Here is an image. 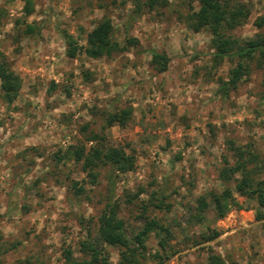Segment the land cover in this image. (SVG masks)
Wrapping results in <instances>:
<instances>
[{
	"label": "rangeland",
	"instance_id": "374dc122",
	"mask_svg": "<svg viewBox=\"0 0 264 264\" xmlns=\"http://www.w3.org/2000/svg\"><path fill=\"white\" fill-rule=\"evenodd\" d=\"M224 2L249 9L230 36L264 33L254 23L264 19V0ZM197 8V0H165L136 13L129 0H0V51L20 78L13 101L0 97V264H64L66 249L79 257V241L96 231L107 202L118 205L127 231L150 218L170 230L159 263L157 238L147 234V264H208L209 252L225 264H264V218L218 176L232 162L229 142L264 164L262 72L250 64L223 95L218 85L233 62L214 61L211 35L188 26ZM103 16L113 39L135 42L108 57H67L61 34L84 45ZM24 23L40 24L38 35H22ZM152 51L167 58L164 71L151 63ZM123 107L132 111L126 124L104 127L106 114ZM91 132L130 154L132 169L99 166L91 184L79 163L57 159ZM224 187L241 208L218 218L209 203L196 219V198ZM104 247L109 264H119L118 248Z\"/></svg>",
	"mask_w": 264,
	"mask_h": 264
},
{
	"label": "trees",
	"instance_id": "16d2710c",
	"mask_svg": "<svg viewBox=\"0 0 264 264\" xmlns=\"http://www.w3.org/2000/svg\"><path fill=\"white\" fill-rule=\"evenodd\" d=\"M132 12L136 13L142 7L150 10L156 5H161L165 0H129ZM198 8L188 14L187 24L194 30H205L210 35V44L214 61L223 58L233 62L229 68L227 79L220 81L218 89L226 95L230 89L236 87L238 81L246 78L250 71V64L262 72V85L264 87V33H256L253 37L238 40L228 34V31L238 25L244 19L249 9L242 3L229 7L224 0H197ZM25 14L30 13V5L26 2ZM257 27L263 26L264 19L257 18L254 21ZM40 24L24 23L21 34L24 36L38 35ZM112 23L110 18L103 16L86 33L84 45H78L75 39L66 33L61 34L64 40L66 56L75 57L83 54L90 58L110 56L120 52L126 46L135 42L133 38H126L119 43L112 37ZM151 63L157 71H164L167 58L155 51L151 52ZM20 88V78L9 66L5 55L0 51V97L7 103L14 100ZM130 107H123L105 116V126H124L131 118ZM86 143L89 145L86 147ZM232 162L225 161L227 165L219 169L218 176L223 182H233V190L247 200L254 201L257 210L255 217L264 218V164L250 149L229 142ZM57 154V159H71L79 163L80 170L85 173L89 183L95 182L99 166H109L117 173L130 171L133 167V157L121 147L109 144L103 134L89 133L84 142L68 145L64 151ZM76 192L82 191L81 186L73 183ZM207 197L209 201L207 200ZM211 203L215 216L222 217L232 208H241L232 196L229 187L222 188L219 192H210L208 195H200L196 198L195 218L201 220L202 213ZM149 232L157 238V245L161 253L153 254L159 263L167 256L166 242L171 237V232L162 223L154 218L146 219L135 231H127L123 220L118 216V205L115 202H107L97 217V227L94 233L87 232L78 243L79 257H74L68 249L63 252L64 264H109L108 253L105 245L118 248L119 264H147L144 241ZM217 233L212 231L209 238ZM208 264H225L219 255L209 252Z\"/></svg>",
	"mask_w": 264,
	"mask_h": 264
}]
</instances>
